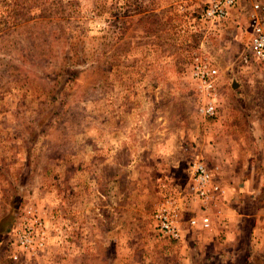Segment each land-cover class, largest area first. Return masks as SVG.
I'll return each mask as SVG.
<instances>
[{
  "label": "rangeland",
  "instance_id": "obj_1",
  "mask_svg": "<svg viewBox=\"0 0 264 264\" xmlns=\"http://www.w3.org/2000/svg\"><path fill=\"white\" fill-rule=\"evenodd\" d=\"M204 1L0 0V264H205L193 163L264 162V62L251 1L218 22ZM198 63L217 72L213 115ZM252 221L237 264L264 263Z\"/></svg>",
  "mask_w": 264,
  "mask_h": 264
},
{
  "label": "crops",
  "instance_id": "obj_2",
  "mask_svg": "<svg viewBox=\"0 0 264 264\" xmlns=\"http://www.w3.org/2000/svg\"><path fill=\"white\" fill-rule=\"evenodd\" d=\"M262 152L264 154V150ZM253 154L249 151L248 156H251L247 158V163H243L242 160L239 162L238 158L224 159V155L218 152V157L221 158H217L216 163L206 165L213 173L212 181L219 185L221 192L205 205L197 199L199 208L196 213L197 224L194 226L197 228L194 230L204 236V239H201L202 244L210 246L209 251L203 246L197 249V257L205 264H237L238 256L242 252L239 243L245 223L249 219L253 220L252 232L249 234L252 241L264 227V186L262 176L258 172L259 163L263 165L264 162H256ZM226 174H229L227 179L224 177ZM202 217L208 218L207 227L201 224ZM249 242L250 254L254 250V253L258 254L261 250L254 249L251 241ZM188 254L187 251V263L192 264L193 258ZM247 260L249 264H258L251 257Z\"/></svg>",
  "mask_w": 264,
  "mask_h": 264
},
{
  "label": "built area",
  "instance_id": "obj_3",
  "mask_svg": "<svg viewBox=\"0 0 264 264\" xmlns=\"http://www.w3.org/2000/svg\"><path fill=\"white\" fill-rule=\"evenodd\" d=\"M251 1L250 12L248 14L249 26L251 28V38L249 52L250 55L260 61L264 62V3L259 0H205L204 8L202 10V18L206 21L218 22L226 19L230 11L234 8L240 7L242 3ZM246 63L248 56L243 58ZM216 69L207 64L198 63L195 65L194 75L201 83L207 101L203 104L201 112L206 115H213L215 112V98H216ZM192 170L195 175V186L193 189L197 197L202 201L203 205L208 200H213L217 194L221 192L219 185L212 180L213 177L209 169L201 162L193 163ZM155 220L157 222L159 232L177 240L180 238V228L177 223L176 214L170 210L168 205L162 204L155 213ZM192 225L197 224L196 219L190 221ZM201 224L204 227L208 226V218L202 217ZM23 245L31 242L28 235L20 238ZM16 259V255H13Z\"/></svg>",
  "mask_w": 264,
  "mask_h": 264
},
{
  "label": "trees",
  "instance_id": "obj_4",
  "mask_svg": "<svg viewBox=\"0 0 264 264\" xmlns=\"http://www.w3.org/2000/svg\"><path fill=\"white\" fill-rule=\"evenodd\" d=\"M12 221H13L12 214L4 217L2 221H0V234L5 233L9 230V226L11 225Z\"/></svg>",
  "mask_w": 264,
  "mask_h": 264
}]
</instances>
